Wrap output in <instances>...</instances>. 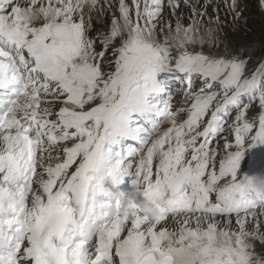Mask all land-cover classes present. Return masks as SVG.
Here are the masks:
<instances>
[{"label":"snow or ice","instance_id":"1","mask_svg":"<svg viewBox=\"0 0 264 264\" xmlns=\"http://www.w3.org/2000/svg\"><path fill=\"white\" fill-rule=\"evenodd\" d=\"M260 180L264 0H0V264H264Z\"/></svg>","mask_w":264,"mask_h":264},{"label":"clouds","instance_id":"2","mask_svg":"<svg viewBox=\"0 0 264 264\" xmlns=\"http://www.w3.org/2000/svg\"><path fill=\"white\" fill-rule=\"evenodd\" d=\"M257 187L260 191H264V180H260L257 182Z\"/></svg>","mask_w":264,"mask_h":264},{"label":"rangeland","instance_id":"3","mask_svg":"<svg viewBox=\"0 0 264 264\" xmlns=\"http://www.w3.org/2000/svg\"><path fill=\"white\" fill-rule=\"evenodd\" d=\"M255 23V26H256V29H257V34H259V31H260V21L259 20H256L254 21ZM257 38H258V35H257Z\"/></svg>","mask_w":264,"mask_h":264}]
</instances>
